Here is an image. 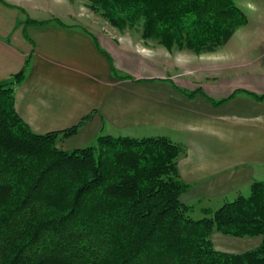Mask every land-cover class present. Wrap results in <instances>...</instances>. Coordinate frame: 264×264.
Returning <instances> with one entry per match:
<instances>
[{
    "label": "trees",
    "instance_id": "trees-1",
    "mask_svg": "<svg viewBox=\"0 0 264 264\" xmlns=\"http://www.w3.org/2000/svg\"><path fill=\"white\" fill-rule=\"evenodd\" d=\"M87 1L120 33L173 53H217L247 23L235 0ZM52 22L66 26L45 23ZM28 63L14 85L0 88V264H264V182L194 219L196 207L181 199L191 188L178 167L183 145L101 136L93 146L64 150L60 141L84 121L38 134L21 119L14 87ZM215 233L262 243L224 253Z\"/></svg>",
    "mask_w": 264,
    "mask_h": 264
},
{
    "label": "crops",
    "instance_id": "crops-1",
    "mask_svg": "<svg viewBox=\"0 0 264 264\" xmlns=\"http://www.w3.org/2000/svg\"><path fill=\"white\" fill-rule=\"evenodd\" d=\"M56 19L66 26L30 29L33 53L24 80L14 87L16 111L35 133L61 132L84 121L62 142L66 151L91 146L101 136L168 138L185 147L178 167L191 188L181 199L206 204L201 209L216 211L229 197L264 182V99H258L264 97V75H250L247 83L218 75L210 77L214 82L208 76L191 81L180 68L197 57L167 56L138 39L117 41ZM22 69L1 68L0 81ZM222 237L214 245L224 253L242 254L262 243Z\"/></svg>",
    "mask_w": 264,
    "mask_h": 264
},
{
    "label": "rangeland",
    "instance_id": "rangeland-1",
    "mask_svg": "<svg viewBox=\"0 0 264 264\" xmlns=\"http://www.w3.org/2000/svg\"><path fill=\"white\" fill-rule=\"evenodd\" d=\"M235 2L247 17L246 25L241 27L228 44L215 55L198 56L186 50L174 52L183 53L182 58L185 57L186 60L197 57L194 63L187 61L184 67L180 68L182 77L195 81L204 76L210 78L218 75L222 80L230 82L240 80L244 83L248 81L250 75H264V0H235ZM56 18H60L68 25L97 30L113 40L121 41V37L128 36L140 40L146 48L157 52L163 51L167 56L173 53L153 41L146 42V45L145 41H142L135 32L120 33L90 10L87 0H75L74 2L69 0H0V71L1 68L5 70L24 68L23 66L33 53L31 41L28 39L30 29L43 25L36 24V21L46 24L45 22L56 20ZM207 81L214 82L211 78ZM94 144L95 142L91 146ZM249 194L250 191H246L244 195ZM233 200V197H229L224 202ZM203 205L195 208V212L191 215L194 219L204 217L201 211ZM222 236L214 238L215 245L224 242L225 238Z\"/></svg>",
    "mask_w": 264,
    "mask_h": 264
},
{
    "label": "water",
    "instance_id": "water-1",
    "mask_svg": "<svg viewBox=\"0 0 264 264\" xmlns=\"http://www.w3.org/2000/svg\"><path fill=\"white\" fill-rule=\"evenodd\" d=\"M16 82L15 77H9L3 81H0V88L8 87L14 85Z\"/></svg>",
    "mask_w": 264,
    "mask_h": 264
}]
</instances>
